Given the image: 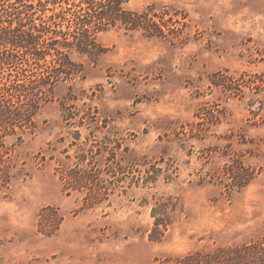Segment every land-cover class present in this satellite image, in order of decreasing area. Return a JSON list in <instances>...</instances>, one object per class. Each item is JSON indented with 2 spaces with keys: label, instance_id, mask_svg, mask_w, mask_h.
I'll use <instances>...</instances> for the list:
<instances>
[{
  "label": "rangeland",
  "instance_id": "374dc122",
  "mask_svg": "<svg viewBox=\"0 0 264 264\" xmlns=\"http://www.w3.org/2000/svg\"><path fill=\"white\" fill-rule=\"evenodd\" d=\"M17 3L6 20L69 38L75 8ZM123 8L131 25L70 51L78 75L46 69L31 128L0 133V264H180L262 238L264 0Z\"/></svg>",
  "mask_w": 264,
  "mask_h": 264
},
{
  "label": "trees",
  "instance_id": "16d2710c",
  "mask_svg": "<svg viewBox=\"0 0 264 264\" xmlns=\"http://www.w3.org/2000/svg\"><path fill=\"white\" fill-rule=\"evenodd\" d=\"M6 1L0 0V69L6 73H1L0 133L16 135L18 130L31 128L42 103L51 98L54 84L49 82L46 69L54 65L52 67H57V71L64 70L58 77L72 75L67 71H75L72 68L76 65L70 60V51L90 53L99 32L117 23L131 25V15L123 8L129 0H44L46 6H51L47 8L51 11L60 12L68 6L76 9L70 18L73 25L70 36L63 38L52 32H41L40 25L27 26L26 21L32 16L30 11L24 14L15 9L13 16L6 20ZM54 42L56 45L52 46ZM44 44L47 46L42 47ZM45 52L49 53L50 60L46 59ZM20 58L25 61L19 63ZM28 68L36 71L26 76L23 72ZM75 72L79 74V71ZM167 225V221L159 220L154 224L157 232ZM180 264H264V230L262 238L253 243L217 249L208 254L195 253L185 257Z\"/></svg>",
  "mask_w": 264,
  "mask_h": 264
}]
</instances>
